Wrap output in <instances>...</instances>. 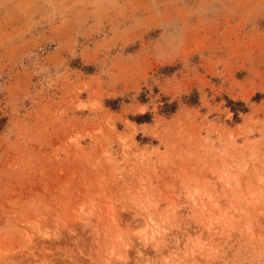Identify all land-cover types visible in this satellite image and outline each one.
Here are the masks:
<instances>
[{"label": "rangeland", "instance_id": "rangeland-1", "mask_svg": "<svg viewBox=\"0 0 264 264\" xmlns=\"http://www.w3.org/2000/svg\"><path fill=\"white\" fill-rule=\"evenodd\" d=\"M0 264H264V0H0Z\"/></svg>", "mask_w": 264, "mask_h": 264}, {"label": "trees", "instance_id": "trees-1", "mask_svg": "<svg viewBox=\"0 0 264 264\" xmlns=\"http://www.w3.org/2000/svg\"><path fill=\"white\" fill-rule=\"evenodd\" d=\"M227 107L231 110V112H235L234 107L240 106L242 108V111H244L243 104L241 102H233L230 100H227ZM175 109V103H164L162 105V108L160 110L161 113H172ZM149 115L148 114H142V115H136L135 117H132L131 120L136 123H142L148 121Z\"/></svg>", "mask_w": 264, "mask_h": 264}]
</instances>
